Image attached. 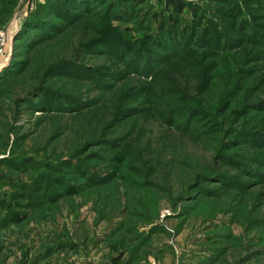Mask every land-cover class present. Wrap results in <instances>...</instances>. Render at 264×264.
Returning <instances> with one entry per match:
<instances>
[{"label": "rangeland", "instance_id": "rangeland-1", "mask_svg": "<svg viewBox=\"0 0 264 264\" xmlns=\"http://www.w3.org/2000/svg\"><path fill=\"white\" fill-rule=\"evenodd\" d=\"M59 1L0 0V264H264V0Z\"/></svg>", "mask_w": 264, "mask_h": 264}, {"label": "trees", "instance_id": "trees-1", "mask_svg": "<svg viewBox=\"0 0 264 264\" xmlns=\"http://www.w3.org/2000/svg\"><path fill=\"white\" fill-rule=\"evenodd\" d=\"M88 0H61L59 2L50 3L47 7L48 10H51V12H55L61 9L60 7L66 6L70 7H76L81 8L84 2ZM144 0H116V4L114 6L120 7L123 9L127 14L132 12V5L134 3H140ZM161 2L166 8H169L170 11L174 10L176 12H182L186 7L187 4L184 3L182 0H158ZM123 5V6H122ZM64 10V9H63ZM119 10V9H118ZM121 11V10H119ZM121 11L120 13H122ZM125 15L124 13H122ZM34 21V20H33ZM172 22H174V19H172V16H167L165 18H160L158 21V26L155 30L147 32L143 37L136 39V40H125L122 41L121 38L117 39L118 42L115 43L116 49H120L121 51L128 52L130 56L134 55L132 59L135 60H143L145 62H152L156 58H158V49L161 47H172L173 44L176 43H184L185 40L182 36H179L175 33ZM36 22V21H35ZM40 22L39 25L31 24L32 28L37 29L36 26H43V21H37ZM216 38L213 40L215 43ZM132 54V55H131ZM138 58V59H137Z\"/></svg>", "mask_w": 264, "mask_h": 264}, {"label": "built area", "instance_id": "built-area-1", "mask_svg": "<svg viewBox=\"0 0 264 264\" xmlns=\"http://www.w3.org/2000/svg\"><path fill=\"white\" fill-rule=\"evenodd\" d=\"M0 53H1V50H0Z\"/></svg>", "mask_w": 264, "mask_h": 264}]
</instances>
